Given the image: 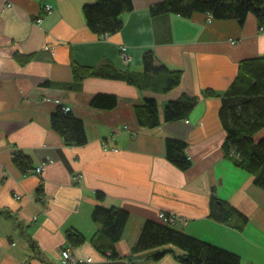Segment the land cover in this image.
Masks as SVG:
<instances>
[{
  "label": "crops",
  "instance_id": "crops-1",
  "mask_svg": "<svg viewBox=\"0 0 264 264\" xmlns=\"http://www.w3.org/2000/svg\"><path fill=\"white\" fill-rule=\"evenodd\" d=\"M162 1L132 0L122 29L102 37L83 14L95 0H0V264H68L65 250L72 264H182L171 246L156 262L150 257L161 248L132 253L147 221L163 225L172 216L181 220L175 230L240 264H264V190L225 157L220 118L240 65L264 59V32L252 14L243 25L203 14L152 16ZM146 52L156 66L180 72L177 87L166 92L165 77L144 73ZM183 94L197 98L195 108L165 123L166 105ZM98 95L114 96L115 107H93ZM146 100L157 103L156 127L137 119ZM58 108L83 123L85 145L68 146L52 129ZM168 138L186 144L187 170L167 160ZM38 167L40 175L27 174ZM221 204L246 219L242 231L212 218ZM96 207L128 214L116 259L102 249ZM69 233L83 243L70 244Z\"/></svg>",
  "mask_w": 264,
  "mask_h": 264
},
{
  "label": "trees",
  "instance_id": "trees-1",
  "mask_svg": "<svg viewBox=\"0 0 264 264\" xmlns=\"http://www.w3.org/2000/svg\"><path fill=\"white\" fill-rule=\"evenodd\" d=\"M132 10V0H95L93 4L84 6L83 14L88 28L94 34L104 37L119 32L123 27L122 16ZM150 12L152 16L174 14L187 19L195 14H203L215 21L235 20L240 25L252 14L259 28L264 29V0H163L151 7ZM142 60L145 74L166 78V92L179 85L180 72L156 66L151 52H146ZM121 77L132 82L128 77ZM116 103L114 96L98 95L93 99L92 106L110 110ZM196 104V97L181 95L166 105L164 122L174 123L187 119ZM136 115L144 127L152 128L159 124L158 106L154 100H146L142 108L136 109ZM220 118L226 132L222 146L225 157L237 168L252 175L254 184L264 190V137L258 138V134L264 130V59L240 65L237 81L223 100ZM51 127L68 146L79 147L87 142L83 123L69 112L64 113L61 108L52 115ZM185 149L183 141L166 139V158L182 171L191 166ZM15 163L22 170L30 167L26 157L18 156ZM98 198L101 199V196ZM218 209L219 212L211 214L215 221L237 231L243 230L246 224L244 217L225 204H221ZM92 219L101 224L100 238L106 244L102 249L110 250L108 258L116 259L118 256L113 246L122 237L128 214L123 210L96 207ZM67 240L74 246L83 243L81 236L72 233L67 235ZM166 246L174 247L182 253L178 257L182 264H240V259L234 254L153 221L144 224L132 253L161 248L163 250L150 257L151 261L156 262L168 252L164 249Z\"/></svg>",
  "mask_w": 264,
  "mask_h": 264
},
{
  "label": "built area",
  "instance_id": "built-area-1",
  "mask_svg": "<svg viewBox=\"0 0 264 264\" xmlns=\"http://www.w3.org/2000/svg\"><path fill=\"white\" fill-rule=\"evenodd\" d=\"M45 11L47 14H50L53 10H52V7H50L49 5H46L44 7ZM260 32H264V29L263 28H260ZM121 57H122V60L125 64H128L130 59H129V56L127 55L126 53V49L125 48H122L121 49ZM68 109L65 110V112H67ZM36 174V175H40L42 173V168L41 167H38L36 168L35 170L33 171H27V174ZM180 219L177 217V216H172V217H168V218H165L164 219V223L168 226H175V225H178L180 223ZM62 258L64 260L65 263H68V264H72V258L70 256V251L69 250H65L62 252Z\"/></svg>",
  "mask_w": 264,
  "mask_h": 264
}]
</instances>
